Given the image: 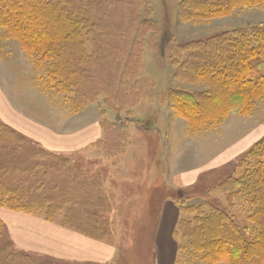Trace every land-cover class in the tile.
Masks as SVG:
<instances>
[{
  "label": "rangeland",
  "instance_id": "374dc122",
  "mask_svg": "<svg viewBox=\"0 0 264 264\" xmlns=\"http://www.w3.org/2000/svg\"><path fill=\"white\" fill-rule=\"evenodd\" d=\"M199 1L73 0L84 17L77 34L44 50L26 49L0 27V114L72 138L86 135L93 122L103 133L94 146L69 155L7 149L15 170L7 171L0 189L13 190L20 207L117 251L105 262H70L20 248L2 223L0 264H158L165 199L180 208L175 264H264V235L254 221L261 203L245 187L233 188L254 173L258 157L226 161L264 136L257 138L264 131V95L248 112L225 108V117L207 118L192 113L181 95L209 89L181 72L195 60L197 42L264 21V1L197 16L196 9L208 6ZM216 209L224 240L241 250L236 261L191 245L204 218L200 211L211 217Z\"/></svg>",
  "mask_w": 264,
  "mask_h": 264
},
{
  "label": "trees",
  "instance_id": "16d2710c",
  "mask_svg": "<svg viewBox=\"0 0 264 264\" xmlns=\"http://www.w3.org/2000/svg\"><path fill=\"white\" fill-rule=\"evenodd\" d=\"M259 1L264 0H213V2L200 0L199 5L208 4V6H202L195 12L197 16H218L231 12L238 5ZM40 13L44 14L41 20L38 17ZM79 13L80 9L73 5V0H0V27L6 28L26 49L33 50L36 47L54 46L56 44L52 41L57 39L67 42L71 36L77 34L79 25L84 21V17ZM197 45L200 49L194 56L195 60H190L181 72L189 74L193 81L207 82L209 89L195 94L178 92L185 96L184 104L192 105L190 111L203 118L217 112L223 116L220 110L224 111L225 108L239 113L248 112L254 101L264 95V21L232 32L217 34L209 39L198 41ZM44 49L46 48L42 50ZM9 145L12 148H9ZM18 147H27L34 157H52L53 154H59L29 140L0 118V180L11 175L7 172L8 170H15L11 162L16 158L11 159L3 153L7 149L14 153ZM254 153L258 157L255 163L256 170L236 180L237 183L233 188L245 187L247 191L253 193V200L261 203L256 214L258 218L254 221L256 224L259 223L258 228H262L263 234L261 229L260 232L264 235V136L244 154L253 155ZM18 165L22 168L20 162L15 165L16 168ZM28 171L22 169L24 173ZM9 191L0 189V206L17 211H31L29 207H20L22 205L17 202L19 199L13 196L16 193H13V190ZM216 211L217 209L211 217L204 216V213L200 211V215L204 218H201V227L194 233L197 241L192 242L191 245L207 251L208 255L215 258L236 261L241 258V250L234 242L224 240L225 231L218 230L217 222H221V217L219 212L215 214ZM221 216L223 219L230 218L229 216L227 218L225 214ZM2 223L4 224L0 220V228ZM180 224L174 232L175 235H178L177 231L182 230V224ZM232 224H234L233 221ZM231 227L234 230L238 229L234 225ZM190 230L193 231L191 228ZM79 231L85 235L88 234L80 229ZM89 237L97 240V237L93 235ZM259 241L260 238L257 242ZM210 259L211 262H217L213 258Z\"/></svg>",
  "mask_w": 264,
  "mask_h": 264
},
{
  "label": "crops",
  "instance_id": "0c3cea01",
  "mask_svg": "<svg viewBox=\"0 0 264 264\" xmlns=\"http://www.w3.org/2000/svg\"><path fill=\"white\" fill-rule=\"evenodd\" d=\"M1 114L2 119L21 134L47 150L63 155L74 154L94 146L103 134L101 124L95 122L90 129H87L86 135L72 138L73 134L58 133L38 122L23 118L24 121L20 115L12 117ZM263 135L264 131H261L257 138ZM257 141L252 144L254 145ZM247 150L244 149L241 154L236 153L226 161L236 160ZM190 179L193 180V178ZM161 208V226L157 234L158 250L160 248L158 264H175L178 249L173 232L179 222L180 208L175 201L169 199H165ZM0 220L4 222L17 246L26 250L43 252L55 258L78 263L109 261L117 253L115 247L108 242L91 238L76 229L66 228L36 213L10 210L0 206Z\"/></svg>",
  "mask_w": 264,
  "mask_h": 264
}]
</instances>
